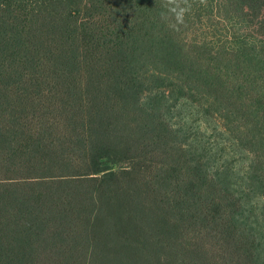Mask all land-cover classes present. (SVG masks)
I'll return each instance as SVG.
<instances>
[{
  "label": "trees",
  "instance_id": "1",
  "mask_svg": "<svg viewBox=\"0 0 264 264\" xmlns=\"http://www.w3.org/2000/svg\"><path fill=\"white\" fill-rule=\"evenodd\" d=\"M160 4L0 0V264H264V0Z\"/></svg>",
  "mask_w": 264,
  "mask_h": 264
},
{
  "label": "rangeland",
  "instance_id": "2",
  "mask_svg": "<svg viewBox=\"0 0 264 264\" xmlns=\"http://www.w3.org/2000/svg\"><path fill=\"white\" fill-rule=\"evenodd\" d=\"M175 115L176 117L172 118V121L192 127L198 136L206 142V147L211 148L214 154L216 153L220 162H224V160L228 162L227 167L234 172L232 181L238 184L233 185V188L238 191H240L239 189L242 190L244 188L243 177H245L251 163L250 155L235 146L236 144L228 138L213 119L201 116L193 106L178 104ZM244 193H249V191L245 189ZM262 204L263 199L258 194L250 193L245 198L246 207L253 213L254 219L256 218L259 224L263 223Z\"/></svg>",
  "mask_w": 264,
  "mask_h": 264
},
{
  "label": "clouds",
  "instance_id": "3",
  "mask_svg": "<svg viewBox=\"0 0 264 264\" xmlns=\"http://www.w3.org/2000/svg\"><path fill=\"white\" fill-rule=\"evenodd\" d=\"M204 0H201L203 3ZM160 18L172 30L178 31L185 23V16L188 13L191 5L188 0H161Z\"/></svg>",
  "mask_w": 264,
  "mask_h": 264
}]
</instances>
